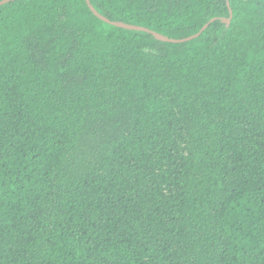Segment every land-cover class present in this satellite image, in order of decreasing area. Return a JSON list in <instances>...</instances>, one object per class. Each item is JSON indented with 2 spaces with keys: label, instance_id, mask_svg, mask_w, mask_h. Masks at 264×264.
I'll list each match as a JSON object with an SVG mask.
<instances>
[{
  "label": "trees",
  "instance_id": "1",
  "mask_svg": "<svg viewBox=\"0 0 264 264\" xmlns=\"http://www.w3.org/2000/svg\"><path fill=\"white\" fill-rule=\"evenodd\" d=\"M89 1L216 20L0 6V264H264V0Z\"/></svg>",
  "mask_w": 264,
  "mask_h": 264
},
{
  "label": "water",
  "instance_id": "2",
  "mask_svg": "<svg viewBox=\"0 0 264 264\" xmlns=\"http://www.w3.org/2000/svg\"><path fill=\"white\" fill-rule=\"evenodd\" d=\"M11 1H15V0H1L0 1V6L8 3V2H11ZM88 8L90 9V11L100 20L104 21L105 23H108L112 26H115V27H119V28H123V29H128V30H134V31H144V32H149L150 34H152L157 40L159 41H164V42H170V43H183V42H187V41H190V40H193L195 38H198L202 32H204L208 26L214 22L216 20V18H213L211 19L208 23H206L197 33L189 36V37H186V38H183V39H170L164 35H161V34H158L156 32H153V31H150L144 27H140V26H135V25H129V24H125V23H122V22H119V21H110L108 20L106 17L102 16L101 14H99L95 8L91 5L90 1L89 0H85ZM227 2V6L229 7V1L226 0ZM230 20H231V17L230 18H222L221 21L226 24V25H229L230 23Z\"/></svg>",
  "mask_w": 264,
  "mask_h": 264
}]
</instances>
